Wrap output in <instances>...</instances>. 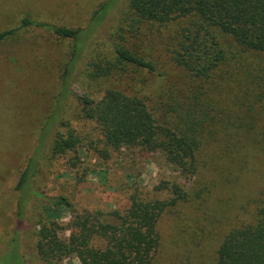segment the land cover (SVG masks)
Listing matches in <instances>:
<instances>
[{
  "label": "trees",
  "instance_id": "16d2710c",
  "mask_svg": "<svg viewBox=\"0 0 264 264\" xmlns=\"http://www.w3.org/2000/svg\"><path fill=\"white\" fill-rule=\"evenodd\" d=\"M113 1H105L93 20L102 22ZM32 26L76 43L82 37L81 29L25 16L0 32V43ZM80 52L76 48L65 66L61 95L79 99L78 117L95 122L100 136L73 128L57 132L50 160L65 157L78 169L82 152L107 160L113 151L138 148L163 154L185 182L156 188L167 197L144 199L135 190L124 212L76 214L67 224L51 216L71 202L64 195L52 198L44 209L48 218L40 213L36 224L41 264L70 258L79 264H157L164 251L161 218L184 207L177 239L191 254L200 253L236 211L237 221L216 244L214 264H264V186L250 185L248 198L238 201L251 181L242 180L264 173V0H129L108 53L98 51L86 64L87 78L109 83L98 98L70 89ZM37 164L30 158L16 185L22 223L30 197L40 205L46 200L28 191ZM0 263L25 264L16 248Z\"/></svg>",
  "mask_w": 264,
  "mask_h": 264
},
{
  "label": "rangeland",
  "instance_id": "374dc122",
  "mask_svg": "<svg viewBox=\"0 0 264 264\" xmlns=\"http://www.w3.org/2000/svg\"><path fill=\"white\" fill-rule=\"evenodd\" d=\"M105 1L0 0V32L17 27L25 16L82 30L77 43L38 26L0 43V259L16 248L25 264H41L36 249V224L40 213L48 218L44 209L52 198L64 195L71 202V207H56L51 216L67 224L76 214L124 212L135 190L144 199L167 197L166 190L158 192L156 188L185 182L163 154L138 148L113 151L107 160L94 151L82 152L78 169H72L65 157L50 160L51 143L57 132L66 133L73 128L88 138L100 136L95 122L78 117L79 99L75 95H61V77L78 48L81 52L70 89L77 95L98 98L107 88V81H93L84 75L86 64L97 57L98 51L109 50L111 33L129 0L113 1L102 22L93 20L94 12ZM30 158H35L38 164L28 191L39 192L46 200L40 205L36 196L30 197L22 223L18 220L21 196L16 185ZM260 173L263 172H254L242 180L251 181L240 192L238 201L248 198L250 185L264 186V173ZM183 212H187V207L174 216L161 218L159 229L164 251L157 264H214L216 244L237 221V212H232L217 230V236L209 239L198 254H191L190 248L178 242V228L185 218ZM64 264H79V261L70 258Z\"/></svg>",
  "mask_w": 264,
  "mask_h": 264
}]
</instances>
